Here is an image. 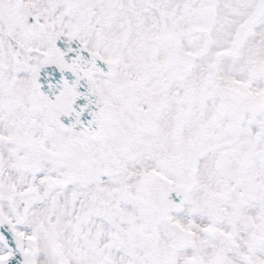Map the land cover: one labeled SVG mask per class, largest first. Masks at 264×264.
Segmentation results:
<instances>
[{
  "label": "snow or ice",
  "instance_id": "snow-or-ice-1",
  "mask_svg": "<svg viewBox=\"0 0 264 264\" xmlns=\"http://www.w3.org/2000/svg\"><path fill=\"white\" fill-rule=\"evenodd\" d=\"M0 264H264V0H0Z\"/></svg>",
  "mask_w": 264,
  "mask_h": 264
}]
</instances>
